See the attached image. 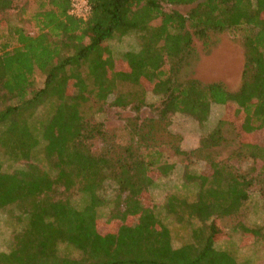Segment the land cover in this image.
Masks as SVG:
<instances>
[{
  "label": "trees",
  "instance_id": "16d2710c",
  "mask_svg": "<svg viewBox=\"0 0 264 264\" xmlns=\"http://www.w3.org/2000/svg\"><path fill=\"white\" fill-rule=\"evenodd\" d=\"M89 2V14L79 18L68 14L69 0H0V14L15 11L37 29L29 34L0 16V150L25 162L11 171L0 162V208L15 205L25 216L11 249L0 250V264H238L215 245L220 231L215 221L237 215L252 187L261 193L254 164L246 173L213 160L210 173L184 178L195 186L194 198L173 193L163 205L177 223L193 221L190 241L174 246L169 227L147 199L154 175H169L174 164L136 119H128L131 142L114 143L102 122L82 115L81 106L90 96L104 102L113 93L114 106L134 99L140 105L144 100L138 96L150 83L151 93L160 97L155 107L160 120L178 113L203 125L211 105L220 104L233 109L243 132L264 131V0ZM164 5L190 7L182 13ZM225 31L242 32L244 63L235 90L193 75L195 41L208 50ZM129 33L137 34L139 46L123 53V68L115 70L104 43ZM35 69L44 76L40 87ZM122 83L139 92H118ZM46 103V117L32 129L33 116ZM228 113L198 147L177 153L202 157L217 146L230 125ZM97 139L105 142L100 153L92 149ZM39 145L50 171L32 160ZM237 155L259 163L264 176V144L240 139ZM74 193L83 198L81 205L73 203ZM238 225L248 233L240 246L264 241V223ZM59 243L77 255L60 254Z\"/></svg>",
  "mask_w": 264,
  "mask_h": 264
},
{
  "label": "rangeland",
  "instance_id": "374dc122",
  "mask_svg": "<svg viewBox=\"0 0 264 264\" xmlns=\"http://www.w3.org/2000/svg\"><path fill=\"white\" fill-rule=\"evenodd\" d=\"M190 6L164 5L163 9H177L186 13ZM8 20L9 26L20 25L29 34L36 33V26L29 17H24L15 11H7L0 14ZM8 36L4 37L8 40ZM215 42L208 50L202 48L199 41H195L197 59L193 67V75L204 82H221L228 90H235L240 84L241 72L244 63L242 46V32H221L215 36ZM114 60V69H122L123 61L121 55L129 50H136L139 46V39L136 33H129L120 37L107 40L104 43ZM36 87L42 86L44 76L35 69ZM148 92L142 97L144 103L137 104L136 99L126 106H114L112 104L116 93L111 94L104 102L96 101L92 96L81 106L82 115L91 121L102 122L109 140L114 143L124 144L131 142L129 134L128 119L134 118L137 124L142 123L143 129L153 136V140L158 143V149L163 157L174 164L173 171L167 176L154 175L155 184L151 187L148 201L154 205L159 218L166 224L172 235V244L179 246L190 241L191 223H177L173 217L165 212L163 207L165 199L170 194H177L180 197L192 200L195 196L194 185L185 182L186 176L192 172L210 173V162H229L241 172H248L252 164L255 169L253 175L262 179V191L252 187L249 190V197L241 207L237 215L216 219L215 223L220 228L215 245L219 249L229 251L238 264H264V241L253 245L240 246L248 239V233L239 228L238 224H243L248 228L260 226L264 223V176L257 171L259 163H252L247 157L237 155L240 139L251 144H264V131L245 133L241 130L233 109L229 106L212 104L209 119L206 124L199 125L195 119L186 114H174L166 120L158 119L155 107L159 104L160 97L151 93L150 83L146 84ZM138 88L122 83L118 86V92H136ZM139 92V91H138ZM50 108V103L38 109L31 120L32 129L37 128L39 122L43 121ZM229 112V113H228ZM228 113L231 120L230 125L225 126L222 138L217 146L210 148L198 157L194 154L181 155L177 149L190 151L200 144V139L207 134L217 120ZM132 123V122H131ZM237 123V124H235ZM235 125V126H234ZM105 142L97 139L93 142L92 149L95 153H100ZM32 160L39 163L47 170L50 169L48 161L44 158L41 145L32 154ZM0 162L3 170L11 171L14 168L24 165L23 160H11L2 150H0ZM75 205H81L83 198L74 193L72 196ZM108 209L101 210L106 213ZM25 216L21 214L15 205H8L0 208V250L8 251L13 246L14 235L24 225ZM105 225L100 227L103 231ZM58 252L63 255L76 256L77 252L65 243L58 244Z\"/></svg>",
  "mask_w": 264,
  "mask_h": 264
},
{
  "label": "built area",
  "instance_id": "2783aa9c",
  "mask_svg": "<svg viewBox=\"0 0 264 264\" xmlns=\"http://www.w3.org/2000/svg\"><path fill=\"white\" fill-rule=\"evenodd\" d=\"M91 6L89 0H69L68 14L85 18L90 12Z\"/></svg>",
  "mask_w": 264,
  "mask_h": 264
}]
</instances>
